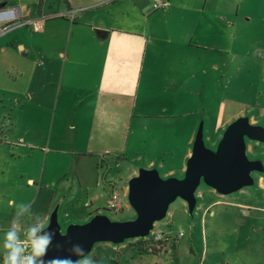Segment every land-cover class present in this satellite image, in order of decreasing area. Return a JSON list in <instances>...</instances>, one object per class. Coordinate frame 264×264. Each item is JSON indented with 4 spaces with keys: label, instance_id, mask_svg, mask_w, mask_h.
Segmentation results:
<instances>
[{
    "label": "crops",
    "instance_id": "crops-1",
    "mask_svg": "<svg viewBox=\"0 0 264 264\" xmlns=\"http://www.w3.org/2000/svg\"><path fill=\"white\" fill-rule=\"evenodd\" d=\"M165 1V9L153 10L151 0H0L3 9L17 11L16 23L29 22L4 30L7 25L0 22V117L11 114L16 119L11 128L9 122L0 127V145L10 130L23 127L19 119L30 118L33 130L48 131L46 142L36 147L39 153L47 146L43 166L48 168L41 176L45 187L35 193L44 221L56 217L60 205L79 192L90 200L84 201L85 207L103 196L107 208L115 184L100 186L95 168L75 160L77 156L95 159L97 167L111 159H134L146 171L156 168L160 181L183 179L199 129L197 121L184 122L193 111L182 110L183 97L189 103L195 91L189 84L184 90L183 73L188 72V81L196 78L198 63L206 59L196 51L209 50L213 17L205 14L208 0ZM33 23L41 29L35 31ZM247 120L257 125L255 117ZM137 125L149 129L142 142L151 147L130 155L118 146L135 145L131 136ZM49 146L83 149L70 151L67 163L54 172L47 165L55 152ZM7 148L10 158L30 149L0 146V163ZM0 174L5 189L2 169ZM35 180L27 175L25 184L33 189ZM216 193L208 190L211 197ZM127 194L126 186L123 197Z\"/></svg>",
    "mask_w": 264,
    "mask_h": 264
},
{
    "label": "rangeland",
    "instance_id": "rangeland-1",
    "mask_svg": "<svg viewBox=\"0 0 264 264\" xmlns=\"http://www.w3.org/2000/svg\"><path fill=\"white\" fill-rule=\"evenodd\" d=\"M204 10L213 17L208 36L209 50L196 51L206 59L198 63L194 80L188 81V72L184 71V90L189 84L195 92L191 93L189 103L184 96L181 106L183 111H193L184 122L187 118L197 121V134L201 132L203 145L214 153L227 126L238 116L255 117L256 124L264 126V0H208ZM184 94L187 95L186 91ZM13 121H16L14 115L2 116L0 127L3 129L5 122H9L7 126L11 128L10 122ZM19 121L23 122V127L10 130L0 145L30 148L28 152H14L16 154L11 158L9 148L1 153L0 171H4L2 178L7 185L4 184L5 189L0 187V264L3 234L11 227L15 205L30 204L32 212L38 214L42 204L40 199L36 200L35 193L38 187H45L41 176L48 168L43 166L47 146H43L39 153L36 148L42 141L46 142L48 131L33 130L30 118ZM133 129L131 138H134L135 145L118 147L126 148L130 155L135 151H149L151 146H144L142 142L143 134L149 129L143 125ZM240 136L246 146L247 160H260L258 163L262 169L250 170L248 181L228 193L217 192L216 197L208 195L210 187L200 178L193 194L202 193V196L194 197L189 204L174 195L163 214L153 222V230L163 233L157 245H149L143 237L137 236L93 241L86 254L91 256L94 264H264V141L250 139L244 134ZM82 147L49 146L55 152L48 156L47 165L51 171L57 172L69 160L70 151H81ZM62 150L67 153L60 152ZM74 158L89 162L95 168L100 186L106 187V181L115 184L120 206L118 210L105 208V198L101 196L85 207L84 201L90 200L79 192L57 209L55 224L58 231L65 234L72 223L80 225L83 219L97 211L111 222L135 221L138 213L128 197H123V190L133 174L138 175L144 170L145 164L134 159L119 162L111 159L109 164L97 167L91 157ZM154 169L156 174L158 170ZM27 175L36 178L33 189L25 184ZM174 178L180 179L179 176ZM59 194L58 189L57 198ZM9 200L15 201L13 207L8 206ZM55 205L56 202L53 208ZM19 220L22 230L34 223L27 213ZM44 222L47 228L50 220Z\"/></svg>",
    "mask_w": 264,
    "mask_h": 264
},
{
    "label": "water",
    "instance_id": "water-1",
    "mask_svg": "<svg viewBox=\"0 0 264 264\" xmlns=\"http://www.w3.org/2000/svg\"><path fill=\"white\" fill-rule=\"evenodd\" d=\"M2 8L3 4H0V9ZM243 134L250 139L264 141V126L251 125L244 117L237 118L227 126L214 153L203 145L199 132L181 180L160 181L153 171L146 170L132 177L127 185V197L138 213L133 222H111L104 215L95 214L88 222L70 225L66 233L61 234L55 224V216H52L47 230L54 231L55 237L45 259L55 256L79 259L69 251L76 244L81 245L86 253L93 241L146 236L174 195H179L192 204L194 189L201 177L207 185L221 194L245 183L249 180L250 170H260L262 167L259 161L247 160L243 138L240 136ZM56 245L61 247L57 248Z\"/></svg>",
    "mask_w": 264,
    "mask_h": 264
},
{
    "label": "clouds",
    "instance_id": "clouds-1",
    "mask_svg": "<svg viewBox=\"0 0 264 264\" xmlns=\"http://www.w3.org/2000/svg\"><path fill=\"white\" fill-rule=\"evenodd\" d=\"M7 204L13 207L15 201L9 200ZM15 209L11 227L3 234L2 264H94L91 256L78 244L73 245L69 251L79 259L55 256L46 260L53 246L55 232L47 230L44 220L32 212L30 204L20 203L15 205ZM26 213L34 219V223L22 230L19 217Z\"/></svg>",
    "mask_w": 264,
    "mask_h": 264
},
{
    "label": "built area",
    "instance_id": "built-area-1",
    "mask_svg": "<svg viewBox=\"0 0 264 264\" xmlns=\"http://www.w3.org/2000/svg\"><path fill=\"white\" fill-rule=\"evenodd\" d=\"M168 6V1L165 0H151V8L153 10H158V9H165ZM17 20V11L13 8L9 9H0V22L5 23L7 27L3 28H11L15 27L17 25H28V21L24 22H19L16 23L15 21ZM33 29L35 31H38L41 29L42 25L39 23H33ZM2 31V29H1ZM86 206H89V203L85 204ZM119 194L118 191L114 188L112 191L111 197L108 201L107 208L110 210H118L119 209ZM153 227V226H152ZM181 235V233L179 234ZM163 237V233L160 230H149L148 234L144 236L142 239L146 242H148L149 245L151 244H158Z\"/></svg>",
    "mask_w": 264,
    "mask_h": 264
},
{
    "label": "flooded vegetation",
    "instance_id": "flooded-vegetation-1",
    "mask_svg": "<svg viewBox=\"0 0 264 264\" xmlns=\"http://www.w3.org/2000/svg\"><path fill=\"white\" fill-rule=\"evenodd\" d=\"M245 153H246V146H245ZM247 156V155H246ZM253 159H255V158H253ZM258 161H260V160H258ZM261 167H263V166H261Z\"/></svg>",
    "mask_w": 264,
    "mask_h": 264
}]
</instances>
